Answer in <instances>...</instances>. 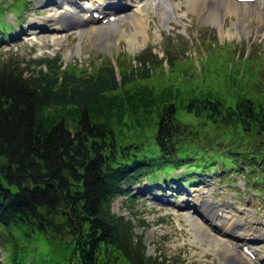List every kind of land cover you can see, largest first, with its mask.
I'll list each match as a JSON object with an SVG mask.
<instances>
[{"label":"trees","instance_id":"1","mask_svg":"<svg viewBox=\"0 0 264 264\" xmlns=\"http://www.w3.org/2000/svg\"><path fill=\"white\" fill-rule=\"evenodd\" d=\"M10 28L0 18L1 38ZM151 53L127 68L107 58L82 74L58 55L0 56V245L8 263L25 264L30 246L49 260L44 239L57 264H181L159 249L149 255L112 201L124 197L133 210L132 185L168 180L183 167L186 183L199 179L193 173L221 169L264 188V95L183 92L172 58L175 77L154 75L155 82ZM179 111L202 118L192 124Z\"/></svg>","mask_w":264,"mask_h":264},{"label":"rangeland","instance_id":"2","mask_svg":"<svg viewBox=\"0 0 264 264\" xmlns=\"http://www.w3.org/2000/svg\"><path fill=\"white\" fill-rule=\"evenodd\" d=\"M206 1L209 3V0ZM224 1L227 3L228 0ZM11 2L15 0L0 1L2 4L0 18L11 27V36L6 33L0 38V56L4 59L14 56L17 59L37 60L58 55L64 68L68 64H74L77 72L82 70L80 72L82 74L83 71L98 69L107 58L115 66L121 63L127 68L130 66V60L135 56L150 50L152 58L154 57L157 62L154 64L152 73V79L155 82L157 79L154 75L175 77L167 64V59L172 58L176 61L174 66L179 70L183 82L181 87L183 92L185 87H190L189 89L195 87V96L220 91L227 100L230 95H236L235 92L240 90L246 92L256 90L264 95V13L250 14L246 6L239 8L243 10L245 18L251 17L248 33L242 32L239 35L234 33L228 37L224 35L228 32L227 28H230L232 32L236 31L232 23L237 22V14L224 10L225 27L220 33L218 24L207 20L209 4L201 3L195 7L191 6L188 0H171L170 3L176 4L174 8L176 14L164 25L163 11L153 10L149 7L152 0H144L147 5L141 6L133 2L130 6V10H136L137 5L141 7L138 14L144 22L142 31L137 32L132 18L124 15V17H117L114 22H92L84 27L87 31L83 34L79 33L80 29L77 26L69 29L64 26L68 20L77 19L75 14L81 11L80 4H77L79 11L76 9V3L73 4L69 0L68 6L74 5V11L65 14L57 11L62 8V4L64 10L68 0H27L21 10H15L9 6ZM81 2L92 3L91 0H81ZM97 2L102 4L103 1L97 0ZM231 2L233 3L229 4L231 8H238L234 0ZM216 6L218 7L219 4ZM85 7L88 8V5ZM65 18L69 19L65 21ZM56 20H61L60 28L63 27V29L59 31L56 29L58 26ZM112 24H116L118 31L123 30L124 34L115 35L108 42L103 41L102 32L109 29ZM240 26L243 27L244 24L241 23ZM166 54L170 57L166 58ZM32 67L39 69L38 66ZM179 112L186 122L190 121L192 124L202 118L196 117L193 113L188 114L186 111ZM201 124L203 123L197 122L196 126L203 129ZM214 172L213 176L212 172L203 175H200V172L191 173L200 181L197 184L187 185L186 183V187L191 190L196 189L198 184L206 183L208 187H198V192L202 191L201 196L216 204L227 203L226 206L211 208L205 200L198 209V213H192V209L185 207L191 203L184 194L185 189L180 193L172 191L185 186L183 182L188 177L184 175V172L177 171L175 174L184 181L171 180L166 185H159L162 176L158 173L159 178L155 179L153 185H149V178L144 177L139 184L131 187L136 200L135 208L133 210L129 208L130 202L124 197H117L111 203L112 211L133 220L136 225L135 232L144 236L148 254L151 256H154L155 250L159 249L158 253L170 260L175 259L181 264H240L243 263L242 259L248 264H264V244L261 242L252 246V250L255 247L260 248V260L245 257L239 252V248H237L238 261L227 259L222 252L215 249V241L218 246L227 251L234 249V243L228 235H225L226 232L214 229L209 223L210 217L214 214L213 211L220 208L219 213L222 215L220 217L224 222L229 218L236 220V230L244 231L249 235L252 232H264V188L261 191L247 189L251 183H246L243 175L235 176L232 171L226 172L227 177L221 175V170ZM226 180H232L234 184L227 186ZM253 182L252 185H255V181ZM214 183L217 184L215 188H213ZM153 187H158L162 191L165 189L168 198L178 207L159 202L155 196L151 198L152 193L148 190ZM190 216L193 217L196 226L203 229L205 238L196 234L191 226ZM140 220L144 224L139 226ZM229 227H232V221L228 222ZM233 236L241 240L244 238L238 233H233ZM207 237L209 239H206ZM254 237L263 238L264 236ZM42 242L49 260L43 251L38 252L30 246L25 257L28 259L27 264H57L59 262L58 256L48 251L46 240L43 239ZM4 245H0V264H3V261L4 264H10L8 259L4 258V253L8 252L6 244Z\"/></svg>","mask_w":264,"mask_h":264},{"label":"bare ground","instance_id":"3","mask_svg":"<svg viewBox=\"0 0 264 264\" xmlns=\"http://www.w3.org/2000/svg\"><path fill=\"white\" fill-rule=\"evenodd\" d=\"M71 1H72L73 4L75 3L74 0H71ZM188 1H189L191 6H195V7H197L201 3L209 4L207 20H209V22H211V23L218 24V26L220 28V33H222L223 27H225L224 26V19H225L224 10H225V12L229 11L231 14L232 13L233 14H237L238 15L237 22H233L232 23V27H234L236 29V31L232 32V31H230V28H227L228 32H227V34H224V35H228V37L229 36L231 37L234 33L239 35L242 32L248 33V31H249L248 30L249 29L248 28V23L251 22V17L250 18H245L243 10H240V8H239L240 6L248 7L247 11L250 14H252L254 12H262V13H264V0H262V1H254L252 3H238V2H235L236 7H238V8H235V7L231 8L230 7L229 4H231V5L233 4L231 2V0L227 1L228 4L224 0H209V3H206L207 2L206 0H188ZM121 4H122V0H111L110 3H109V6L117 5V6H111L112 10L115 11V9H118L119 8L118 6L119 5L121 6ZM216 4H219V6L217 7ZM174 5H176V4L170 3L169 0H156L155 1L154 7L157 10H159V11H163V13H164L163 25L165 23H167L168 20L170 21V19L176 14L175 13V9H174ZM62 8H63V4H62ZM62 8H60V9H62ZM80 9L83 12L85 11L84 13L86 15L90 14L92 16V14L94 12L98 13L99 15L100 14L104 15V13L102 11H99L97 9V6L93 5V4H89L88 8L85 7V6L82 7L80 5ZM234 11H236V12H234ZM61 12H64L65 14H68V12H66V11H61ZM129 12H127V15L129 14L128 16L132 18V22L135 25L136 31L137 32L142 31L143 28H144V22H143L141 16L138 14L137 11L130 12V13ZM83 15L80 16L79 13H76L75 16H76L77 19L76 20H72V19L68 20L66 22V25H64V26L66 28H71L73 26H77V27L80 28L79 33L83 34L84 32L87 31V29L84 28V25H86L90 21H93L92 18H89V17L86 18ZM103 17H106V16L104 15ZM241 23L244 24L243 27L240 26ZM41 31H43V30H41ZM22 32H24V30H22ZM123 32H124L123 30L118 31L116 24H112L109 29L104 30V32H102V40L108 42V40H110L115 35H118V34L119 35H123L124 34ZM207 204H211V203L207 202ZM209 206H211V205H209ZM190 221H191L190 222L191 226L196 231V234L200 235L199 237H204L205 238V236H206L205 232L203 231V229L201 227L196 226V224L193 221V217L192 216H190ZM230 231H231V229H230ZM206 239H209V238L207 237ZM242 241H243L244 244H251V240L248 239L247 237H244L241 240V242ZM214 247H215L216 250L222 252L227 259H230V260L233 259V261H238L239 260V256L237 255V251L235 249L228 250V251L227 250H223V248L221 246H218L217 241H215ZM242 262L243 263H240V264H248V263H245L246 261H244L243 259H242Z\"/></svg>","mask_w":264,"mask_h":264}]
</instances>
